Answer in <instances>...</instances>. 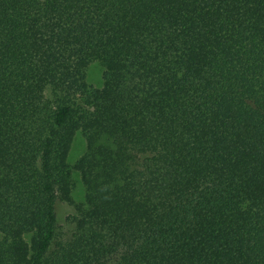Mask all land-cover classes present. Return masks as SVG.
Returning <instances> with one entry per match:
<instances>
[{
  "label": "trees",
  "instance_id": "obj_1",
  "mask_svg": "<svg viewBox=\"0 0 264 264\" xmlns=\"http://www.w3.org/2000/svg\"><path fill=\"white\" fill-rule=\"evenodd\" d=\"M0 264H264V0H0Z\"/></svg>",
  "mask_w": 264,
  "mask_h": 264
},
{
  "label": "rangeland",
  "instance_id": "obj_2",
  "mask_svg": "<svg viewBox=\"0 0 264 264\" xmlns=\"http://www.w3.org/2000/svg\"><path fill=\"white\" fill-rule=\"evenodd\" d=\"M103 70L99 64L93 63L87 70L86 73V83L89 86L94 88H101L103 86L102 75ZM87 152V140L85 136L78 132L73 138L72 148L70 150V154L68 157L69 163L73 166L80 160ZM72 180L75 188L73 189L72 195L74 200V206L85 204L86 202V191L85 186L82 182L81 176L77 170H72ZM74 207L70 206L67 203H58L56 206L57 217L59 219V223L62 224L64 228L68 229V218L74 214Z\"/></svg>",
  "mask_w": 264,
  "mask_h": 264
}]
</instances>
